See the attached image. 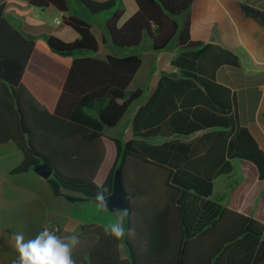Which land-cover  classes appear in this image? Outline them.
<instances>
[{
    "label": "trees",
    "instance_id": "16d2710c",
    "mask_svg": "<svg viewBox=\"0 0 264 264\" xmlns=\"http://www.w3.org/2000/svg\"><path fill=\"white\" fill-rule=\"evenodd\" d=\"M27 1L40 9L69 10L67 0ZM74 1L88 14L106 17L107 37L117 49L138 47L147 36L153 50L160 52L176 39L179 53L171 65L179 73L160 75L132 119L133 138L111 139L115 157L98 186L94 178L105 155L104 131L115 128L142 95L140 88L128 91L141 58L94 57L99 42L92 26L76 16L64 19L79 36L74 42L27 39L0 9V91L6 95L0 99V143L13 141L23 155L11 174L27 173L43 162L53 171L47 180L53 196L75 202L95 199L102 188L109 195L119 170L129 203L126 230H133L123 240L129 259L120 258V240L88 225L81 235L94 234L99 240L86 264H264V224L210 198L214 178L231 172L232 159L251 162L264 180V152L245 128L236 125L229 91L202 65L210 46L190 40L187 15L182 23L177 21L193 0H135L136 12L123 23V12L113 0ZM242 9L264 25V12ZM37 54L50 60L54 89H45L35 79ZM225 61L236 64L231 55L216 63ZM208 129L217 131L197 141L144 142L158 135L187 137ZM64 191L81 197L63 195Z\"/></svg>",
    "mask_w": 264,
    "mask_h": 264
},
{
    "label": "crops",
    "instance_id": "0c3cea01",
    "mask_svg": "<svg viewBox=\"0 0 264 264\" xmlns=\"http://www.w3.org/2000/svg\"><path fill=\"white\" fill-rule=\"evenodd\" d=\"M92 1L106 2L109 0ZM113 1L115 8L123 12L122 23L137 10L135 0ZM67 5L69 10L61 12L53 6L44 9L37 8L29 4L27 0H0L2 15L9 24L23 37L33 41H45L49 37H55L63 42H74L79 36L64 23V19L76 16L86 20L91 24L99 42V51L93 56L103 60L109 54L106 48L112 45L104 27L106 17L88 14L74 0H67ZM242 6H249L264 12V0H193L187 12L178 17L177 21L182 23L184 16L187 15L190 40L202 43V46H210L201 59L202 65L212 72L217 84L229 91L232 100L231 113L236 125L245 128L259 149L264 152V25L246 16ZM95 16H100L96 22ZM144 42L143 38L138 47L125 50L119 56L137 54L141 58L142 65L132 81L134 82L144 62L143 56L137 51L149 48L153 54L151 60L153 64L149 74L157 76L150 87L147 85L148 72L143 74L142 79H139L135 86L142 90L141 97L133 103L115 128L104 131L105 155L94 178L98 186L104 183L115 157V146L111 139H120L118 136L106 135V131L124 129L128 137L120 140L126 141L133 138L132 119L136 111L147 102L153 93L160 75L179 73L178 69L171 65V61L179 53L176 39L171 43L174 44L175 49L167 58L165 65L161 61L166 56L167 49L156 52L152 48L150 39L148 43ZM144 44H146L145 47H143ZM229 55L235 58L236 64L225 61L217 65L219 58L229 60ZM49 64L48 57L41 54L36 55L33 64L35 79L45 89L52 86ZM154 64L159 69H156ZM167 66L169 70L166 69ZM58 78L57 75L56 79ZM2 98H6V95L0 91V99ZM213 131L217 129L196 132L187 137L173 134L158 135L144 139V142L151 145H160L175 139L191 142ZM108 148L112 151V158ZM22 160L23 155L13 141L0 143V264H12V261L18 257L13 239L16 233H23L25 239H30L49 225L56 226L57 235L61 237L73 232L79 236L80 243L73 250L72 257L76 264H86L89 252L99 238L94 234L81 235L82 227L95 225L105 232V225L109 224L117 213L99 208L92 198H80V195L66 191L63 195H71L80 200L70 202L64 196H53L47 180L39 177L33 169L24 174L12 175L11 170L17 167ZM230 163L231 172L214 178L210 198L218 201L224 208L264 224V180L259 179L257 168L251 162L232 159ZM123 240L124 238L120 239L119 255L121 259H129V253Z\"/></svg>",
    "mask_w": 264,
    "mask_h": 264
},
{
    "label": "clouds",
    "instance_id": "9594fccd",
    "mask_svg": "<svg viewBox=\"0 0 264 264\" xmlns=\"http://www.w3.org/2000/svg\"><path fill=\"white\" fill-rule=\"evenodd\" d=\"M107 188H102L95 195L99 208L108 209ZM127 210L118 211L114 219L105 225V232L117 240L131 235L132 229L125 228ZM18 257L12 264H76L72 257L73 250L79 245V236L73 232L70 235L59 236L55 231L44 228L34 238L25 239L23 233L13 237Z\"/></svg>",
    "mask_w": 264,
    "mask_h": 264
},
{
    "label": "rangeland",
    "instance_id": "374dc122",
    "mask_svg": "<svg viewBox=\"0 0 264 264\" xmlns=\"http://www.w3.org/2000/svg\"><path fill=\"white\" fill-rule=\"evenodd\" d=\"M88 17H92V16L88 15ZM95 17H96L95 18V22H96V21H98L100 16H95ZM144 40H145L144 43H148L147 41L149 40V38L147 36H144ZM145 45L146 44H144L143 47H145ZM174 49H175L174 44H171L167 48V52L165 53L166 56L163 57L162 61H161V63H163V65L166 64V61H168L167 58H169L171 56V54L173 53ZM106 50H108L109 54H114V55H119V54L123 53V51H125V49L124 50L123 49H117V48H115L112 45L109 48L107 47ZM137 53H139V54H141L143 56V59H144L143 67H142L141 71L139 72V74L137 75L136 80L134 82H132L131 86L128 88L129 92L133 91L136 88L135 87L136 83L139 81V79H142V76H143V74L145 72H148V76L149 77H148V80H147L148 81L147 85H149L150 87L153 85V81L155 80V77L157 76L156 74H152V75L149 74L150 67L153 64V62L151 61L153 54L150 52V49L148 48V50L147 49L138 50ZM154 66H155L156 69H159L157 67V65L154 64ZM164 67H166V66H164ZM166 69L169 70V66H167ZM124 132H125L124 129L108 130V131H106V135H108V136H118L120 139L123 140L126 137H128L127 131L125 133ZM129 136H130V134H129ZM109 150L110 149L108 148V152H110V156H111L112 151L111 150L109 151ZM111 158H112V156H111ZM110 161H111V159H110ZM217 187H218V184H217ZM217 190H218V188H217Z\"/></svg>",
    "mask_w": 264,
    "mask_h": 264
},
{
    "label": "water",
    "instance_id": "95a60500",
    "mask_svg": "<svg viewBox=\"0 0 264 264\" xmlns=\"http://www.w3.org/2000/svg\"><path fill=\"white\" fill-rule=\"evenodd\" d=\"M33 171L42 179L48 180L53 171L43 162H40L32 167ZM109 208L106 209L111 213H117L118 211H123L129 209L128 196L124 192L120 172L117 169L114 172L112 180V192L107 195ZM95 200V199H94Z\"/></svg>",
    "mask_w": 264,
    "mask_h": 264
},
{
    "label": "built area",
    "instance_id": "2783aa9c",
    "mask_svg": "<svg viewBox=\"0 0 264 264\" xmlns=\"http://www.w3.org/2000/svg\"><path fill=\"white\" fill-rule=\"evenodd\" d=\"M44 228H49V229L55 231L56 234L58 233V228H57L56 226L49 225V226H45ZM44 228H43V229H44Z\"/></svg>",
    "mask_w": 264,
    "mask_h": 264
}]
</instances>
